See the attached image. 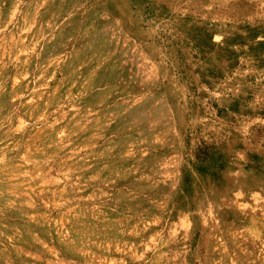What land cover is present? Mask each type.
I'll return each instance as SVG.
<instances>
[{
  "label": "rangeland",
  "instance_id": "rangeland-1",
  "mask_svg": "<svg viewBox=\"0 0 264 264\" xmlns=\"http://www.w3.org/2000/svg\"><path fill=\"white\" fill-rule=\"evenodd\" d=\"M0 264H264V0H0Z\"/></svg>",
  "mask_w": 264,
  "mask_h": 264
}]
</instances>
